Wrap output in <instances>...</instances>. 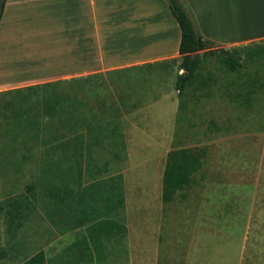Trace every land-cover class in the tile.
I'll use <instances>...</instances> for the list:
<instances>
[{
  "label": "crops",
  "instance_id": "0c3cea01",
  "mask_svg": "<svg viewBox=\"0 0 264 264\" xmlns=\"http://www.w3.org/2000/svg\"><path fill=\"white\" fill-rule=\"evenodd\" d=\"M182 1L197 32L212 46L240 48L264 41V0ZM179 37V28L165 0L4 1L0 17V92L58 80L80 79L90 83L100 77L137 79L125 85L126 94L134 95L127 106L125 98L119 103V95L111 101L113 110L125 108L133 110L130 116H139L135 122L128 121L122 130L125 163L119 173L108 175L122 177L124 206L111 218L126 230L121 240L112 238L105 243L103 259L79 264H114L108 263L113 255L117 261L125 259V264L166 262L159 256L165 234L163 208L167 204L161 202V176L175 129V80L182 73L177 51ZM114 117L113 113L105 122L116 127L115 134L100 141L120 139L119 123ZM236 136L238 139H225L223 162L213 165L216 172H222L224 180L222 184L207 185L213 194L200 199L197 205L201 208L196 216L199 221H208L212 216L222 215L232 227L233 223L245 222L248 230L249 223H255L252 232L256 237V264H264V132ZM228 140L239 144L232 145ZM98 148L102 149L91 146L92 150ZM133 157L135 161H131ZM130 170L141 174L142 193L149 198L146 203H152L156 210L151 226H145L141 235L131 232L125 220L128 190L125 172ZM133 190L141 194L139 188ZM122 211L123 220L117 217ZM79 230L65 249L84 234L83 228L55 234L53 239ZM201 238L198 234L196 242H191L184 264L208 261L196 249L203 247L205 252L208 249ZM145 245L150 248L148 251ZM225 251V247L219 251L222 256L214 258L216 263H231Z\"/></svg>",
  "mask_w": 264,
  "mask_h": 264
},
{
  "label": "rangeland",
  "instance_id": "374dc122",
  "mask_svg": "<svg viewBox=\"0 0 264 264\" xmlns=\"http://www.w3.org/2000/svg\"><path fill=\"white\" fill-rule=\"evenodd\" d=\"M242 48H239L236 56L239 61H244L246 66L236 72H229L219 61L224 51L231 48L210 46L202 52L195 80L186 87L179 101L174 125L177 144L197 156L200 168L191 175L190 184L175 192L172 201L163 208L162 229H165V234L159 256L161 260L165 259L164 263H186L191 242L201 234L200 240H204L205 245H208H204L208 248L207 251L205 252L203 247L193 245L198 251L200 249L199 255L208 258L207 262L200 261L201 264H220L216 263L214 258L222 256L219 251L223 247L226 248V255L231 258L230 264H256V237L253 234L255 223H249L248 230L245 222L233 223L232 227L222 215L215 218L212 216L208 221H199L196 216L197 210L201 208L197 205L200 199L207 197L208 193L213 194L207 185L222 184L224 180L222 172H216L213 165H221L223 162L225 139H238L236 135L264 132V41L244 47L260 52V56L251 61L244 59ZM133 80L137 81L136 78L120 76L100 77L92 79L90 83L85 82L82 86L58 88L60 93L66 92L68 96L81 99L84 103L83 118L92 127L96 125L92 120L106 121L113 117V113L116 116L115 121L119 123L118 142L102 141L103 147L106 148L93 149L81 158L80 168L84 184L106 178L111 172L119 173L125 163V153L121 146L122 130L128 125V121L135 122L139 116H130L129 113L133 110L125 108L113 110L111 101L119 95V103L125 98L127 106L130 103L127 101H132L131 97L134 99V95L126 94L125 85ZM248 89L252 92L245 96ZM6 101L8 96L0 95V200L25 193L29 185L34 186L35 195V183L42 159V150L35 142V132L21 133L10 126L2 116L6 113L3 109ZM16 103L14 101V104ZM80 130L84 131L85 126H81ZM66 131L71 130L68 128ZM228 142L236 146L239 144L234 140ZM131 161H135V158H131ZM140 161L143 162L144 158H140ZM125 173L128 189L125 196V220L131 227V232H139L137 234L141 235V231L151 226L156 210L152 203H146L149 198L142 193L144 183L141 174H135L131 170ZM134 188H139L141 194L137 195ZM123 215L122 211L117 217L123 220ZM80 232L81 230L70 232L66 236L58 235L51 239L52 234L49 235L33 214L23 229L10 240L5 234L4 219L0 215V264H19L39 249L49 258L68 245ZM204 233L209 235L206 237ZM149 249L146 246V250ZM108 263L125 264V259L117 261L113 255Z\"/></svg>",
  "mask_w": 264,
  "mask_h": 264
},
{
  "label": "trees",
  "instance_id": "16d2710c",
  "mask_svg": "<svg viewBox=\"0 0 264 264\" xmlns=\"http://www.w3.org/2000/svg\"><path fill=\"white\" fill-rule=\"evenodd\" d=\"M5 0H0V17ZM179 28L178 55L180 69L175 90L177 101L182 98L186 87L195 80L201 53L212 44L197 32L192 17L181 0H165ZM244 49V47L242 48ZM239 48L224 51L219 59L229 72L246 66L236 54ZM260 56L258 50L244 49V59L253 60ZM86 80H58L35 84L7 91L3 104L6 122L21 133L35 132V142L42 150L38 180L29 185L25 193L7 196L0 200V215L4 219L5 234L10 240L19 233L30 217L43 225L52 234L64 233L79 228L84 234L74 243L50 258L39 249L34 255L19 264H79L98 262L105 256V243L110 239L121 240L125 227L113 220L111 215L124 206L123 183L120 174L94 180L82 181L81 158L90 152L91 146L103 147L100 139L113 136L116 127L107 121H96L92 127L83 118L84 103L81 99L60 93L59 87L79 85ZM247 90L246 94L251 93ZM14 101L17 102L14 104ZM176 122V120H175ZM81 126L85 130L81 131ZM71 131H66V129ZM110 140V138H109ZM176 130L167 153L161 176V202L169 203L175 192L182 190L191 181V175L200 167L197 156L186 148H179Z\"/></svg>",
  "mask_w": 264,
  "mask_h": 264
}]
</instances>
